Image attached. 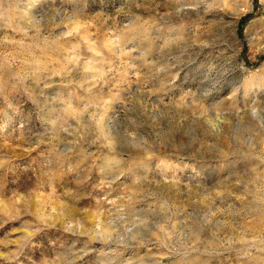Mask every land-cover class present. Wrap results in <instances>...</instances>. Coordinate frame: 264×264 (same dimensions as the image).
Listing matches in <instances>:
<instances>
[{
  "label": "rangeland",
  "instance_id": "rangeland-1",
  "mask_svg": "<svg viewBox=\"0 0 264 264\" xmlns=\"http://www.w3.org/2000/svg\"><path fill=\"white\" fill-rule=\"evenodd\" d=\"M0 264H264V0H0Z\"/></svg>",
  "mask_w": 264,
  "mask_h": 264
}]
</instances>
